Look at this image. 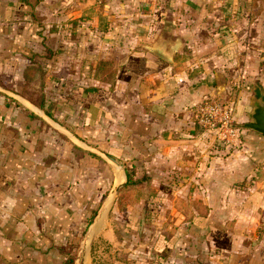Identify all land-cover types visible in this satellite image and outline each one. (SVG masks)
Masks as SVG:
<instances>
[{"label": "crops", "instance_id": "1", "mask_svg": "<svg viewBox=\"0 0 264 264\" xmlns=\"http://www.w3.org/2000/svg\"><path fill=\"white\" fill-rule=\"evenodd\" d=\"M180 2L0 0V86L121 164L0 92V264H96V248L123 264L118 185L137 195L127 207L142 211L152 264H264V134L240 127L263 91L231 90L210 60L180 58L198 26L180 22ZM207 97L233 103L237 145L196 125Z\"/></svg>", "mask_w": 264, "mask_h": 264}, {"label": "rangeland", "instance_id": "2", "mask_svg": "<svg viewBox=\"0 0 264 264\" xmlns=\"http://www.w3.org/2000/svg\"><path fill=\"white\" fill-rule=\"evenodd\" d=\"M186 2L181 0L177 5L181 14L177 18L182 23H195L198 26L187 37L188 41L185 42L189 46L184 45L180 58L186 56L193 60L203 57L204 61L210 60L214 72L219 73L220 70L222 75H228L227 87L231 90L247 87L249 91L260 89L264 92V0H198L193 4L197 12L191 15L183 12L188 6ZM168 6H172V2H168ZM249 110V105L243 108L241 120H247ZM134 183L132 180L128 185ZM115 194V209L111 211L110 218L115 222L112 227L118 237L123 235V239L118 241V248H126L121 252L124 256L116 257L123 264H152L151 251L145 248L146 241L139 236L142 211L137 208L130 213L132 209L127 207L137 199V195L132 189L121 193L120 188ZM145 213L151 215L149 210ZM96 246H105V250L108 245L99 241ZM101 250L96 248V264L102 263L101 260L111 263L112 256L107 254L108 249L105 256L98 258L103 252Z\"/></svg>", "mask_w": 264, "mask_h": 264}, {"label": "water", "instance_id": "3", "mask_svg": "<svg viewBox=\"0 0 264 264\" xmlns=\"http://www.w3.org/2000/svg\"><path fill=\"white\" fill-rule=\"evenodd\" d=\"M152 51L157 53V55L169 59L168 56L160 52V50L151 48ZM0 92L4 95L11 97L15 100H17L19 103L23 104L25 107H27L30 111H32L34 114L39 116L41 119H43L48 125H50L53 129L61 133L62 135L66 136L72 143H74L79 148L83 149L84 151L102 159L108 162L110 165H112L114 168H120L121 164L120 162L109 155L108 153H105L103 151H100L94 147H91L90 145L86 144L83 140L78 138L75 134H73L71 131L67 130L64 126H62L60 123H58L56 120H54L52 117L47 115L42 109L35 106L33 103H31L26 98L22 97L19 94L13 93L11 91H8L7 89L0 86ZM249 107L250 110L247 113L248 121L240 124L241 128L244 129H251L254 131H257L259 133L264 134V93L260 92L258 95L253 94L250 97L249 100ZM122 185H118L114 188L113 192H117L119 188H121Z\"/></svg>", "mask_w": 264, "mask_h": 264}, {"label": "built area", "instance_id": "4", "mask_svg": "<svg viewBox=\"0 0 264 264\" xmlns=\"http://www.w3.org/2000/svg\"><path fill=\"white\" fill-rule=\"evenodd\" d=\"M193 119L202 129L216 131L217 139L226 145L235 146L240 142L231 101H220L214 97L204 98L196 106Z\"/></svg>", "mask_w": 264, "mask_h": 264}, {"label": "trees", "instance_id": "5", "mask_svg": "<svg viewBox=\"0 0 264 264\" xmlns=\"http://www.w3.org/2000/svg\"><path fill=\"white\" fill-rule=\"evenodd\" d=\"M12 101H14V100H12ZM14 102H15L16 104L20 105V104L17 103L16 101H14ZM239 133H240V129H239ZM240 136H241V135H240ZM126 174H127V182H126V184H129V183L132 182V178H131V175H130L129 171H127V169H126ZM96 212H97V209L94 210V211H92L91 216L89 217V220H91V219L93 218V216L96 214ZM88 224H89V223H88ZM72 260H73L72 257L69 256V257L67 258V262H66V264H71V263H73Z\"/></svg>", "mask_w": 264, "mask_h": 264}]
</instances>
